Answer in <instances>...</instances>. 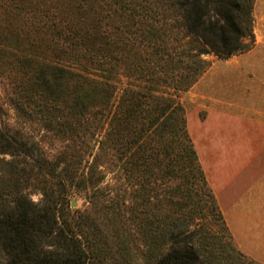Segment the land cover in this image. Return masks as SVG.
<instances>
[{"label":"trees","instance_id":"16d2710c","mask_svg":"<svg viewBox=\"0 0 264 264\" xmlns=\"http://www.w3.org/2000/svg\"><path fill=\"white\" fill-rule=\"evenodd\" d=\"M90 3L103 21L0 0V77L42 133L0 124V264H262L234 244L180 100L206 55L252 47L254 0Z\"/></svg>","mask_w":264,"mask_h":264},{"label":"crops","instance_id":"0c3cea01","mask_svg":"<svg viewBox=\"0 0 264 264\" xmlns=\"http://www.w3.org/2000/svg\"><path fill=\"white\" fill-rule=\"evenodd\" d=\"M187 124L234 244L264 264V121L209 107Z\"/></svg>","mask_w":264,"mask_h":264},{"label":"rangeland","instance_id":"374dc122","mask_svg":"<svg viewBox=\"0 0 264 264\" xmlns=\"http://www.w3.org/2000/svg\"><path fill=\"white\" fill-rule=\"evenodd\" d=\"M51 6H61L67 16L73 15L83 20L101 18L102 13L90 9V0H39ZM101 16V17H100ZM254 43L247 51L234 54L222 59L209 54L205 57L210 60L208 68L200 75L195 83L186 91L180 93V100L187 115L191 111L203 118L207 108H217L247 118L264 121V0H254L252 8ZM8 82L0 77V124L13 128H22L40 139L41 130L34 125L18 118L12 105L8 102ZM25 126V127H24ZM188 127V124H187ZM190 133V132H189ZM42 144L48 146L47 139L43 137ZM8 156V155H7ZM91 157L88 158L90 160ZM112 173H108L106 181L110 180ZM33 200H38L40 194L31 192ZM75 205H72V201ZM70 210L84 209L90 204L84 198L74 195L68 197ZM90 210V209H89ZM210 219V217H208ZM211 229H217L213 221L208 220ZM227 238V236H226Z\"/></svg>","mask_w":264,"mask_h":264},{"label":"water","instance_id":"95a60500","mask_svg":"<svg viewBox=\"0 0 264 264\" xmlns=\"http://www.w3.org/2000/svg\"><path fill=\"white\" fill-rule=\"evenodd\" d=\"M72 205H75V201L74 200L72 201Z\"/></svg>","mask_w":264,"mask_h":264}]
</instances>
